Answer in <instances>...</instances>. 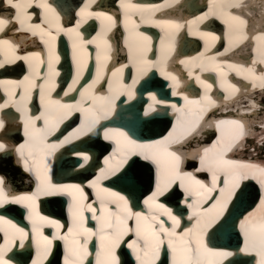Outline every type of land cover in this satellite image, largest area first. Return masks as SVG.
<instances>
[{
  "label": "bare ground",
  "instance_id": "obj_1",
  "mask_svg": "<svg viewBox=\"0 0 264 264\" xmlns=\"http://www.w3.org/2000/svg\"><path fill=\"white\" fill-rule=\"evenodd\" d=\"M45 2L48 4L51 12L37 6L40 0H33L32 6L27 10L31 16L28 22L30 24L39 25L41 29L50 32L56 37L55 41L51 42V46L55 51V55L59 57V60L57 62L53 59L52 66L58 75H52L47 67L49 60V45L45 44L43 41L49 39L48 35L42 36L39 31H37V34L33 35L30 31L16 30L20 28V25L16 23L13 18L12 22L6 26L5 31L0 32V39L8 40L15 48L16 54L20 56L28 55L32 52H40L44 64L41 65L39 61L36 60L29 61V63L34 64L35 67L41 71L42 75L37 76L35 71L30 69L29 65L25 63L23 59L15 60L11 63H4L3 66L0 67V88L7 96L6 104L15 109L18 114L21 110L23 114L26 111L21 118L24 124L29 117H40V119L36 120V128L42 129L47 133L44 141L45 144L56 146L47 149L49 155L47 156L46 162L49 168V178L53 176V172L58 169L59 165H62V169L66 170V172L59 173L65 181H60V183L57 184H76L80 185L85 190L86 188L84 185L88 183L89 186L92 181L89 182L85 177L79 179V181L76 180L79 177H83L85 173L88 175L96 174L94 166L91 163L89 164L88 160L87 163L84 162V156L88 157L85 149L83 147L82 149H77L79 146L81 147L83 143H87L88 145L93 139L90 132L78 134L77 130H83L86 126L88 110L93 106L94 98L96 115L99 117V120L93 131L94 133H98L99 137L92 141L91 144L94 146L97 144L96 146L99 147L107 146L108 144L110 150L103 152L100 149L104 158L101 163L103 168L98 176L104 173L106 176L93 181H97V183L104 181V186H108L109 189L103 186H99L100 188L124 196L126 200H128V196H125V193L121 194L117 191L115 189V182L113 181V177H115L124 165H122L115 174H109L110 170L115 168L122 159L121 153L115 151L116 141L119 139L120 142L123 143L122 138L113 137V139L110 140L104 139L105 131H108L110 134L113 132H123L126 134V131L122 129L121 126H111L115 120L121 119L122 114L120 112L128 109L125 107L134 106V109L132 108L133 110H129V112L125 111L126 114L124 119H129L132 116L131 114L138 109L139 114L141 113L142 115V123L145 125L144 129L151 131V134H153V132H159L161 128L166 127V125L171 122L168 130L164 132L162 136L159 135L152 139L150 143L132 139L139 145H150L156 141L164 140L169 136V133H173L175 136L182 128H187L194 121L198 122L199 125L196 127V131L204 136H198L194 142V139L192 140L195 136L193 133L192 136L189 135L185 139L175 142L177 144L186 143V146L193 144V142L194 144L202 142L200 148H197L198 146L188 148H194V152H189V162L195 167L197 165L200 167L199 156L203 154L204 148L211 147L216 142V139L223 138L226 140L229 137L228 133L231 129V125L227 122L239 120L248 133L242 138H246L249 134L255 135L256 137L253 136V138L256 140V144H251L253 148L258 149L261 155H258L257 158L252 155L251 151L253 148L245 141V144L241 145L242 150H245L244 153L232 154L226 156V158L244 163H251L257 166H264V127H261V125L264 124V88L260 87L261 78L264 77V55H262L264 40L261 39V34L264 33V0H239L241 7L229 6L236 3L237 0H125L126 3L130 2L141 6L139 11L129 10L135 13L131 16V19L137 21L136 31L148 36L151 41L152 50L148 51L146 55L148 60L152 63L151 65H143V71H141L140 66L135 65L133 61L130 60L129 49L126 46L125 40L123 41L124 48H121L119 52H114L115 44L121 43V34L120 37H118V32L121 30L125 32V37L128 35L125 29L126 13L120 6V0H45ZM221 5L223 6L221 7ZM13 12L14 10L12 8L5 6L3 0H0V17L6 19L12 18ZM88 12H104L109 14L116 20V25L110 30L105 31L108 22L104 21L102 18H97L95 15H86ZM231 15H237L245 21L242 30L247 34L248 38H242L238 42L233 39L234 33L230 27ZM167 16L169 19H167ZM157 18L171 20L181 25L179 28L171 30L174 34V40L172 41V49L170 52L166 53L165 51V46L169 39V30L162 29L149 22L150 19L155 20ZM78 21L79 27L77 28ZM185 21L192 22L190 28L185 24ZM129 28H131V26H129ZM69 29H75L80 35L77 36L75 33H66L65 30ZM201 32L210 33L216 36L217 39L215 41L210 40L207 36H201ZM82 40H94V43L84 44L81 43ZM104 41H106L107 44H105ZM198 43L201 44V49L198 47ZM74 44L78 45L75 50L73 48ZM109 46L111 50L107 53L108 58L105 59V51ZM6 55H10L6 47L0 48V61H3ZM258 62L259 65H257ZM115 65L116 67H114ZM233 65L239 67V73ZM121 68L122 71H116ZM246 69H251V71H245ZM10 71H12L11 78H1L3 73ZM166 74L168 77H174L175 79L166 78ZM26 76L34 80L37 84L44 83L43 103L38 87L31 88L30 95H26L23 100L20 99L19 94L28 83L24 79ZM154 77L155 83L152 81L151 85H141L142 82L148 81L150 78L154 79ZM197 77H199V79H197ZM213 77L218 78L213 80ZM134 80L135 83H133ZM158 80L159 82H157ZM52 82H54V87L51 86ZM229 83L232 84L235 91L228 86ZM144 85L147 86V89L143 88L145 87ZM174 85H176L175 89L173 88ZM206 85H210L211 87H206ZM128 86H132L131 91L133 95L131 99L127 94L118 95L114 100L113 107L107 114L100 110V105L102 104V101L99 99L100 97L112 96L117 92H126ZM172 89L177 92V95H172ZM12 93L16 95H12ZM65 93H67V95H65ZM167 93L169 94L167 95ZM221 94L224 95L222 96ZM152 97L156 98V102L151 99ZM185 97L187 100H185ZM205 97H207L208 100L204 99ZM36 98H38V104L41 109L38 115H36L37 111H35V109L29 111L31 102ZM49 99L51 101H58L60 105L72 106L70 114L64 115L69 109L58 108L56 105H53L54 110L49 112ZM209 100L211 104H209ZM13 101H15V103H13ZM189 101H196L198 103H188ZM173 105H175V108H173ZM2 107L4 106L1 105L0 101V110ZM202 107L204 108L203 111H201ZM151 109H155V111H151ZM210 110L211 112L209 115ZM145 111L150 112L149 116L144 115ZM115 112H117V114ZM224 112H229V115L231 116L232 114L233 117L222 115ZM0 115L2 116V113ZM61 116L64 118L60 119ZM46 117H51L48 125L45 124ZM146 119H149L147 123L145 122ZM68 120L69 123H72L67 124L64 128H58L62 123L64 124L65 121ZM103 120L104 122L102 123ZM57 121L58 123H56V126L53 128L52 123ZM221 121L224 123H220ZM73 122L75 124H73ZM105 122L106 124L103 125ZM14 123L17 122L15 121ZM101 123L102 126L97 129ZM247 123H252V128H248L250 125L248 126ZM1 124L2 121L0 120V127ZM218 124L219 129L217 128ZM49 129L51 130L49 131ZM19 130V126L16 128L14 127L12 132L15 131L14 133L17 135V131ZM22 132L25 134L24 127ZM56 133L60 134V142H66L61 144L59 141L53 140L52 137ZM215 133L217 134L215 135ZM207 135L209 136L206 137ZM131 138L132 137H129V139ZM25 141H20L16 148L24 144ZM69 142L75 143L76 145L73 152H62L60 155L62 156L61 158H58L57 155L54 156L55 152L58 151L57 149L60 147L62 148ZM175 143L170 144V148L171 145ZM238 146L240 145L238 144ZM10 151L13 152L14 150ZM10 151L6 150L1 152V169L9 174L11 179L20 180L21 178L23 180L22 185L27 186L26 188L34 192L36 184H31L30 182L31 179L35 180L34 174L25 172L23 162L20 164L17 158H11L7 155L6 157H2ZM70 156H72V158H69ZM53 158L57 160V166L54 168H52V166L56 160H53ZM131 158L137 161V167L143 179L136 187L129 186V184L123 180L127 184L125 188L134 193L146 187L151 188L141 199L140 206L145 207L146 210L137 211L142 215H150L149 205H145L144 200L151 195L152 191H155V166L149 161L142 160L138 155L132 156ZM68 161H76L78 163L72 165V163L69 164ZM150 169L154 172L152 174V178H154L152 181L153 185L151 186L147 182V180H149V174H151V172H149ZM184 171L193 173L197 179H199L200 175H203L200 180L207 184V177L205 175L208 173L206 171L197 172L193 169ZM262 181H264V177H261L258 172L255 176L250 175L249 178L240 181L242 186L248 188L241 193L240 202L250 201V198L255 195H257V201L252 207L247 208L235 222L237 234H232L233 237L227 238L226 241H224V239L221 240L220 237H215L218 230L225 227L224 224H226L225 222L228 220V214L232 213L229 207H233L231 206L233 201H230L224 215L211 227L214 229L208 231L207 235L204 237L205 243L210 250L230 251L233 253L231 257L225 260L224 264H228L232 260L238 258H248L249 255L254 257L255 254L257 255L255 261L257 260V262H260L261 260V256L255 251H240V249L244 247V243L243 237L241 236L240 238L239 230L241 221L246 218L255 221L264 218V206L260 204L262 194H264V190L261 188ZM209 182H211V180ZM173 187L175 188H171L172 190L165 193V195H163L164 197L161 198L160 196L158 202L163 203L170 211L171 209L168 207L169 204L176 206L175 208H177V211L174 213V216L180 220L186 221L179 232L187 230L192 222L194 223V225H192L193 232L198 231L199 225L196 223V216L210 217L215 215L217 209L211 208V202L202 203L199 208L193 205V208L190 209L188 204L191 203L193 199H200V197H186L183 190L179 187V183L178 185L175 184ZM122 191L125 192L123 189ZM32 192L26 193L31 194ZM89 193H92L94 196L90 197L85 203H92L93 207L97 209V216H99V210L101 209V201L97 199V193H99V191L91 187V190L85 194L89 195ZM99 194L103 197L107 209L114 212L117 208V203L113 202L114 198L105 193ZM213 195H218V193H213ZM61 197H65L69 205L70 198L60 195L39 197L37 203L40 199L42 200L41 203L50 201L49 209L51 212H55V208L59 205L57 201ZM178 201L179 203L177 204L176 202ZM128 202L130 203L131 201L128 200ZM234 202H236L235 205L239 206V202ZM182 206L185 211L182 209ZM20 207L24 209L20 205L10 203L5 208V212L19 210ZM120 207H122V204ZM207 209H210V211H205ZM67 210L68 206L65 214L57 209V215L53 217L50 212L46 214V212L41 210L40 213L50 219L57 220L61 224L64 215L68 216ZM185 212L187 216L183 217L182 215H185ZM105 215H107V213H105ZM23 217L27 220L25 216ZM85 217V223L88 220L91 221V225L85 224V226L95 231L97 228V220L92 219V213L89 212H85ZM190 217H192V219H190ZM159 218L165 222V227H168L165 219L167 216L161 214ZM190 221L191 223L187 225ZM69 223L70 219L67 220V223L61 224L62 227L59 230V234H65ZM128 223L133 229L136 227V222L129 221ZM24 224L25 222H20L19 224L21 225L19 228L28 233V238L24 240L23 245H21L18 235L14 241L12 240V236L14 235L13 229L9 228L7 224L3 226L0 225L2 229L0 233L4 242L9 240L6 251L10 248L16 251V254H14L15 252L12 250L11 254L5 257V259L8 260V264H19L21 263L20 261H23V264H28L29 261H31V264H34V262L35 264H54L53 262L59 257L58 252L50 251L46 256H42L41 248L37 245L38 238L37 240L32 238L31 225L30 227H23ZM45 227L46 229H51V231L54 230V233L57 231L54 228ZM46 229L44 231L45 235L51 237L52 235H50ZM5 233H7V236ZM211 238H215L221 243H215L216 246H213L214 244ZM234 238H240V244L234 245L233 243L236 244V242L232 240ZM135 239L134 233H129V235L125 237V240L129 242ZM92 240L93 238L89 241L90 254L88 260L85 262L86 264L89 262L96 264L97 261L98 249L97 245L91 246ZM54 243L60 245L64 253V242L54 239L52 246H54ZM121 246L127 248L126 244H122ZM93 248L96 249L95 252H93ZM120 251L121 250L118 249L117 253L121 258L120 255L123 253ZM126 251L129 253V257H133V260L131 259L130 262H127L126 258H121L122 264H131V261L133 264L136 263L132 251L128 248ZM28 253H31V255H29L30 257H28ZM25 254H27V256L23 257ZM161 255L164 257L167 256V259L160 256V260L157 261V264H165L168 261L169 254L166 245ZM10 256H12V259Z\"/></svg>",
  "mask_w": 264,
  "mask_h": 264
},
{
  "label": "snow or ice",
  "instance_id": "obj_2",
  "mask_svg": "<svg viewBox=\"0 0 264 264\" xmlns=\"http://www.w3.org/2000/svg\"><path fill=\"white\" fill-rule=\"evenodd\" d=\"M4 5L14 10L12 18L0 17V32L5 31L7 25L12 22L14 18L15 22L20 25L19 29L30 31L33 35L37 34V31L43 36L48 35L49 39L43 41L49 45V60L47 67L51 71L52 75H58L53 68V59L58 62L59 57L55 55V51L51 46V42L55 41L56 37L50 32H46L41 29L39 25L30 24L28 21L31 19L28 13V8L33 4V0H3ZM38 7L47 9L51 12L48 4L45 0H40ZM120 6L126 13L125 29L128 35L125 37L126 46L129 49V58L137 66L141 67L143 71V65H151V61L148 60L146 53L151 51V41L148 36L136 31L137 21L131 19V16L135 14L129 10L139 11L140 5L135 3L125 2L120 0ZM223 5H221L222 7ZM232 7H241L239 0L236 3L229 5ZM79 15V14H78ZM88 16L95 15L97 18H102L107 21L108 24L105 31L110 30L116 25V20L109 14L104 12H88ZM232 31L234 33L233 39L239 41L240 39L248 38L247 34L243 32V25L245 21L237 15L230 16ZM157 27L169 30L168 42L165 46V51L170 52L172 49V41L174 40V34L171 30L179 28L181 25L171 20L155 19L150 21ZM191 21H185L187 26H191ZM131 26V28H129ZM79 27V21L77 22V28ZM66 33H75L79 36V32L75 29L65 30ZM99 35V34H98ZM201 36H207L208 39L215 41L216 36L210 33H200ZM261 39L264 40V33L261 34ZM81 43L91 44L94 40H82ZM107 44L106 41H104ZM78 45L74 44L73 48L76 49ZM10 55H6L3 61H0V67L4 63H11L15 60L23 59L25 63L29 65L30 69H33L37 76L42 75L41 71L35 67L34 64L29 61H39L41 65L44 64L41 59L40 52H32L28 55H17L15 48L6 39H0V48H5ZM110 46L105 51V59L108 58L107 53L110 52ZM227 50V49H226ZM83 51V49H82ZM264 55V50H262ZM166 59V56H165ZM123 67V66H122ZM236 71L239 73L238 66L233 65ZM117 72L122 71L117 69ZM245 71H251L246 69ZM166 78L175 79L174 77ZM27 81V86L20 92V99H25L26 95H30L31 88H39L41 101H44V83L37 84L29 77L24 78ZM199 79V77H197ZM75 82V81H74ZM23 83V82H21ZM135 83V80L133 81ZM54 87V82L51 84ZM176 85L173 86L175 88ZM233 88L232 84L228 85ZM71 87V86H70ZM132 86H128L126 92H117L112 96L100 97L102 101L100 110L105 114L113 107L114 100L118 95L127 94L132 98ZM206 87H211L206 85ZM260 87L264 88V77L261 78ZM235 91V88H233ZM12 95H16L12 93ZM67 95V93H65ZM172 95H177V92L173 90ZM156 102V98H151ZM204 99L208 100L207 97ZM185 100L187 98L185 97ZM15 103V101H13ZM188 103H198L196 101H189ZM209 104L211 101L209 100ZM53 105L58 108H67L69 111L64 115L70 114L72 106L60 105L58 101H51L49 99V112H52ZM175 108V105H173ZM80 110V109H76ZM204 108H201L203 111ZM155 111V109H151ZM150 112L145 111L144 115L149 116ZM64 117L61 116L60 119ZM40 117H29L24 124L25 136L27 137L24 144L16 148L15 151L23 162V168L25 172L32 173L36 180V189L31 194L14 195L6 193L3 187V180H0V206L7 203L16 204L22 206L27 212V220L31 224L32 238L37 240L38 247L41 248V255L46 256L52 248L53 240H61L64 242V260L63 264H85L89 257V241L95 237L97 243V261L96 264H122L121 258L118 256L117 250L121 248L122 244H126L135 257L136 264H157L160 260L161 252L167 248V252L170 256L168 264H224L225 260L233 255L230 251H213L210 250L204 240L207 235L208 229L217 223L220 217L224 215L227 210L228 203L234 196L243 192L240 181L249 178V176H255L258 172L261 177H264V166H257L251 163H244L234 159L226 158V153L231 151L234 147H237V141L243 136L248 134L244 125L239 120H231L227 123L231 125L232 133L226 140L218 143H214L211 148H204L203 154L199 156L200 167L195 171H206L210 178L211 183L206 184L200 179H197L193 173L185 172L181 167V157L177 155L175 150L170 148V144L179 142L185 139L196 131V121H194L187 128H182L175 136L173 133H169V136L164 140L156 141L150 145H139L134 140L123 132L109 133L105 131L104 139L110 140L113 137L122 138L123 143L118 139L116 141V149L122 155L120 163L110 170L109 174H115V172L122 166L124 167L120 176L117 179L126 181L129 186L136 187L142 182V175L137 167V161L132 160V156H140L142 160L149 161L155 166V191L144 200L145 205H149L150 215H142L140 212H133L128 207V200L124 196L118 195L115 192H108L107 189L101 188L99 193H105L108 196L114 198L113 202L117 203L116 210L109 211L105 206L103 197L97 193V199L101 201V209L99 210V216H97V209L93 207L92 203H85L89 200V196L85 194L84 188L76 184H54L48 175L47 156L49 155L47 149L56 147L54 145L45 144L47 133L42 129L36 128V120ZM51 117L45 118V124L48 125ZM99 117L96 115L95 98L93 106L88 110V117L86 126L83 130L78 129V134H85L86 132L93 131L95 125L98 123ZM57 122L52 123V127L56 126ZM83 123V122H82ZM220 123H224L221 121ZM264 127V124L261 125ZM219 129V124L217 125ZM51 129H49L50 131ZM66 141H61L63 144ZM5 150V145L0 144V151ZM88 157L84 156V162L87 163ZM31 161V163H30ZM107 163V161H106ZM179 182V187L183 190L186 197H200V199H193L188 204L190 209L193 205L198 208L202 203L211 202V208L217 209L215 215L210 217L196 216V223L199 225V230L193 232L192 229H187L183 232H178L180 227V220L172 214V212L164 206L163 203L158 202L160 196L165 195L172 188L173 185ZM219 185V187H218ZM90 187H98L97 181H92ZM261 188L264 190V181L261 182ZM240 190V193L237 192ZM218 193V195H213ZM67 196L70 198L68 205V213L70 217V223L67 226V232L63 235L59 234V230L62 225L55 219H50L45 215H42L38 210L37 199L43 196ZM122 204V207L120 205ZM260 204L264 206V194H262ZM205 211H210L207 209ZM85 212L92 213V219L97 220V228L95 231L85 226ZM107 213V215H105ZM166 215L168 220L171 221V227H165V222L162 221L159 216ZM114 218V222H113ZM135 220L136 227L133 229L129 225L130 220ZM192 219V217H190ZM7 224L9 228L14 230L12 240L14 241L18 235L21 245L25 239L28 238V233L23 229L17 227L15 224L10 223L6 219H0V225ZM45 226L56 229L51 237L45 235L43 229ZM240 231L243 237L244 247L240 251H255L261 256L259 264H264V218L259 221L255 220H242L240 223ZM129 233H134L136 239L126 241L125 237ZM7 236V233H5ZM142 242V243H141ZM9 241H5L7 245ZM5 247H0V264H8V260L5 259ZM211 258V259H209ZM35 264V262H34ZM90 264V262H89ZM231 264V262H229Z\"/></svg>",
  "mask_w": 264,
  "mask_h": 264
},
{
  "label": "water",
  "instance_id": "obj_3",
  "mask_svg": "<svg viewBox=\"0 0 264 264\" xmlns=\"http://www.w3.org/2000/svg\"><path fill=\"white\" fill-rule=\"evenodd\" d=\"M198 47L201 49V44L200 43H198ZM182 50V49H181ZM156 78H157V76H156ZM154 82L155 83V77H154V79L153 78H150L148 81H144V82H142L141 83V85L142 84H147V85H151V82ZM157 82H159V80L157 81ZM156 82V83H157ZM153 83V84H154ZM145 86V85H144ZM144 89H147V86H145V87H143ZM169 93H167V95H168ZM144 102H145V100H144ZM125 108H128V109H126V110H122L120 113L122 114L121 115V119H119V120H115L112 124H111V126L112 125H118V126H121L122 127V129H124L125 131H127V133L129 134V135H131V136H133V137H137V138H139L140 140H144L145 138H144V136H152V137H154V138H156V137H158L159 135H163L164 134V132H166L167 130H168V127H170V123H168V125H166V127H163V128H161V130H159V132H157V133H155V132H153V134H151L150 132L151 131H148V130H145L144 129V123H142L143 122V120H142V115H141V113L139 114V110L137 109V111H134L131 115V117L129 118V119H124V116H125V111H127V112H129V110L130 111H132L133 109H134V106L133 107H125ZM124 108V109H125ZM133 108V109H132ZM143 109V108H142ZM116 114H117V112H115ZM136 113V114H135ZM135 114V115H134ZM120 120H122V121H120ZM147 120L149 121V119H146L145 120V122L147 123ZM118 121V122H117ZM171 121V120H170ZM104 122V120L102 121V123ZM72 123V122H71ZM71 123H69V120L68 121H65V123L63 124H61V128H64L67 124H71ZM100 123V122H99ZM102 123L97 127V129L100 127V126H102ZM73 124H75L74 122H73ZM106 124V122L103 124V125H105ZM90 134L92 135L91 137H93V139H92V141H94L96 138H98L99 137V135H98V133H94V131H91L90 132ZM59 135L60 134H58L57 136H55L54 138H58V139H60V137H59ZM92 141H91V143H92ZM91 143H89L88 145H87V143H83L82 145H81V147L79 146L77 149H82V147L85 149V152L87 153V154H89V156H88V161H89V164L91 163L93 166H94V168L96 169V162L97 163H99L100 161V158H99V154H101V150L103 151V152H106V151H108L109 149H110V147H109V145L107 144V146H96L97 144H95V146L94 145H92ZM65 148L63 149H59V152L60 153H57L56 155L58 156V158H61L62 156H60L61 155V153L62 152H65V151H71V152H73L74 151V149L76 148V145H75V143H68L67 145H65L64 146ZM75 147V148H74ZM99 149V150H98ZM101 149V150H100ZM69 158H72V156H70ZM53 160H56V158H53ZM57 161V160H56ZM77 161V160H76ZM76 161H73V162H69L68 161V163L69 164H71L72 163V165H76L78 162H76ZM55 166H57V163H56V165ZM187 166H189V163L187 162ZM94 169V170H95ZM148 169H149V167H148ZM63 172H66V170H63L62 169V165H59L58 166V169L56 170V171H54V174L55 175H57V176H59V177H61L62 178V175H60L59 173H63ZM122 172V171H121ZM149 172H151V174H149V180H147V182H148V184L151 186V185H153V183H152V181L154 180V178H152V174H153V172H152V170L150 169L149 170ZM121 174V173H120ZM120 174L118 175V177L120 176ZM86 175V173L84 174V176ZM83 176V175H82ZM84 176L82 177V178H84ZM80 178V177H79ZM109 178H112V177H109ZM113 181H115L116 182V184L121 188V189H123L124 191H125V193H126V195L128 196V198L131 200V205H132V207H134V208H138V207H141L140 209H142V210H144V208L142 207V206H140V203H141V199H142V197L147 193V192H149L150 190H151V188H148V187H146L145 189H141V190H139V191H137V192H132L131 190H127L125 187H126V182H124L122 179H117V177H115L114 179H113ZM104 187V186H103ZM246 187V186H245ZM244 186L242 187L243 188V190H245V189H248V188H245ZM238 193H240V191H238ZM240 197H241V193L239 194V195H237V196H235V199H234V201H237V202H239V206L238 205H235L236 204V202H233V204L231 205V206H233V207H230V209H231V212L232 213H230V214H228V220L225 222L226 224H224V226L225 227H223L222 229H219L218 230V233H216L215 235V237H220L221 238V240L222 239H224V241H226L227 240V238H230V237H233L232 236V234H237V227L235 226L236 225V221L241 217V215L246 211V209L247 208H250V207H252L255 203H256V201H257V195H255V196H252V198H250V201H244V202H240ZM58 202V206L55 208V209H58V210H61V213H65L66 214V207H67V199L65 198V197H61V198H59V200L57 201ZM179 202V201H178ZM47 204L50 206V201L48 202L47 201ZM250 204V205H249ZM182 209H184L183 207H182ZM229 209V210H230ZM65 210V211H64ZM14 214H17L16 212H14ZM67 216L66 215H64V218H63V220L64 221H67L68 220V218H66ZM88 225H91V222H88ZM27 227H30V225H28ZM236 228V229H235ZM46 231H47V229H46ZM215 239V238H214ZM95 240V238H93V240H92V243H91V246L93 247V246H95L96 245V240ZM233 241H236L237 239L236 238H234V239H232ZM126 247H122L121 246V248L119 249V250H121L120 252H122L121 254V256H125L124 257V259L126 258L127 259V262H130V260L132 259L131 257H129V253L126 251V249H125ZM60 249V248H59ZM59 249H56V250H59ZM96 249H94L93 248V252L95 251ZM58 253H59V251H57ZM23 256V255H22ZM25 256H27V254H25L23 257H25ZM122 258V257H121ZM59 260V258L56 260V261H58ZM133 260V259H132ZM248 259L247 258H238L237 259V261H240V263H245L246 261H247ZM57 263V262H56ZM56 263H54V264H56ZM50 264V263H49ZM131 264H133V262L131 261ZM166 264V263H165Z\"/></svg>",
  "mask_w": 264,
  "mask_h": 264
},
{
  "label": "rangeland",
  "instance_id": "obj_4",
  "mask_svg": "<svg viewBox=\"0 0 264 264\" xmlns=\"http://www.w3.org/2000/svg\"><path fill=\"white\" fill-rule=\"evenodd\" d=\"M258 134V133H257ZM253 136V135H252ZM258 137V136H257ZM260 138V137H259ZM251 145V146H250ZM250 145H248V146H250L251 148H253V145L252 144H250ZM252 155H254L256 158H257V156L260 154V152L258 151V149H256V148H253L252 149ZM264 152V151H263Z\"/></svg>",
  "mask_w": 264,
  "mask_h": 264
}]
</instances>
